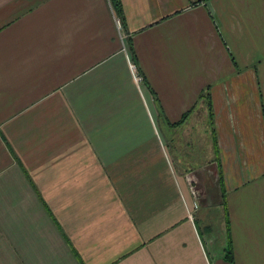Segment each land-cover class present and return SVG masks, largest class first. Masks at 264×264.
<instances>
[{
  "label": "crops",
  "instance_id": "0c3cea01",
  "mask_svg": "<svg viewBox=\"0 0 264 264\" xmlns=\"http://www.w3.org/2000/svg\"><path fill=\"white\" fill-rule=\"evenodd\" d=\"M120 5L0 0V264H264V0Z\"/></svg>",
  "mask_w": 264,
  "mask_h": 264
},
{
  "label": "trees",
  "instance_id": "16d2710c",
  "mask_svg": "<svg viewBox=\"0 0 264 264\" xmlns=\"http://www.w3.org/2000/svg\"><path fill=\"white\" fill-rule=\"evenodd\" d=\"M112 4H113V7L115 9V11L121 15L122 13V9H121V5H120V0H111ZM120 18V16H119Z\"/></svg>",
  "mask_w": 264,
  "mask_h": 264
},
{
  "label": "built area",
  "instance_id": "2783aa9c",
  "mask_svg": "<svg viewBox=\"0 0 264 264\" xmlns=\"http://www.w3.org/2000/svg\"><path fill=\"white\" fill-rule=\"evenodd\" d=\"M116 23H117V25L120 27L121 25H120V20H119V18L117 17V19H116Z\"/></svg>",
  "mask_w": 264,
  "mask_h": 264
}]
</instances>
